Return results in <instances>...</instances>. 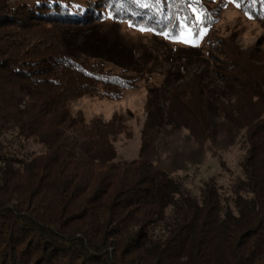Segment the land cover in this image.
<instances>
[{
  "label": "trees",
  "instance_id": "trees-1",
  "mask_svg": "<svg viewBox=\"0 0 264 264\" xmlns=\"http://www.w3.org/2000/svg\"><path fill=\"white\" fill-rule=\"evenodd\" d=\"M234 2L264 27V0ZM217 4L0 0V264H16V241L29 237L36 255L48 253L44 264H264V55L228 48L227 103L217 105L226 133L243 135L240 173L226 189L204 182L197 195L149 161L151 130L136 159H120L116 118L89 123L74 112L81 99H120L143 76L66 55L53 28L109 17L177 35L200 15L208 32ZM215 48L210 40V55ZM167 109L200 145L214 136L198 84L173 90ZM109 249L115 258L102 256Z\"/></svg>",
  "mask_w": 264,
  "mask_h": 264
},
{
  "label": "rangeland",
  "instance_id": "rangeland-1",
  "mask_svg": "<svg viewBox=\"0 0 264 264\" xmlns=\"http://www.w3.org/2000/svg\"><path fill=\"white\" fill-rule=\"evenodd\" d=\"M217 2V19L208 32L201 27L200 15L194 17V22L199 23L196 29L187 24L177 35L160 34L109 17L86 25L53 27L59 33L66 55L101 60L114 71L127 69L143 76L137 87L125 90L120 99H81L74 102V112L81 113L89 123L98 120L106 125L116 118L115 122L124 128L113 140L120 159H136L143 130H151L155 140L149 161L170 175L180 177L188 190L197 195L204 182L214 180L226 189L230 179L240 173L243 135L232 137L226 133L217 105L226 102L228 96L230 82L226 68L232 55L228 48L236 47L246 55H264L263 25L244 14L234 0ZM210 40L216 43V52L211 55L207 49ZM187 84H198L206 94L208 119L214 130V136L206 145L197 143L167 109L170 93ZM0 140L6 143L1 136ZM4 168L0 165L1 170ZM6 217L5 220L10 218ZM29 238L31 241H16L15 263L44 264L42 260L48 253L36 255L33 238ZM20 251L26 254L22 263L17 258ZM107 253L115 258L110 249L102 256Z\"/></svg>",
  "mask_w": 264,
  "mask_h": 264
},
{
  "label": "snow or ice",
  "instance_id": "snow-or-ice-1",
  "mask_svg": "<svg viewBox=\"0 0 264 264\" xmlns=\"http://www.w3.org/2000/svg\"><path fill=\"white\" fill-rule=\"evenodd\" d=\"M143 30V29H142Z\"/></svg>",
  "mask_w": 264,
  "mask_h": 264
}]
</instances>
